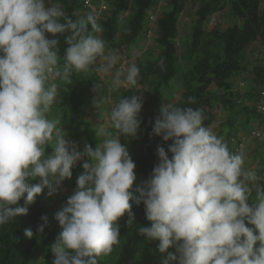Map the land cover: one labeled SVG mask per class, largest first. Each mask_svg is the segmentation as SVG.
Masks as SVG:
<instances>
[{
	"label": "clouds",
	"instance_id": "clouds-1",
	"mask_svg": "<svg viewBox=\"0 0 264 264\" xmlns=\"http://www.w3.org/2000/svg\"><path fill=\"white\" fill-rule=\"evenodd\" d=\"M101 31L93 15L74 21L52 0H0V226L27 215V205L45 190L58 194L83 161L77 190L55 214L61 231L51 246L52 264H99L120 242L118 221L125 214L130 226L135 220L136 165L119 137L137 138L143 94L113 105L107 122L96 127L95 149L85 144L79 150L61 121L49 118L61 85L74 73L115 68L118 57L105 53L96 35ZM60 38L68 45L63 58ZM138 76L135 64L117 70L113 89L135 86ZM102 88L98 83L94 91ZM152 135L172 143L167 151L157 147L159 163L135 203L144 205L150 222L139 232L159 241L162 264H264V187L245 168L244 146L232 152L204 126L202 109L192 107L164 104ZM41 219L42 234L48 219ZM24 234L33 238L31 229Z\"/></svg>",
	"mask_w": 264,
	"mask_h": 264
},
{
	"label": "trees",
	"instance_id": "trees-1",
	"mask_svg": "<svg viewBox=\"0 0 264 264\" xmlns=\"http://www.w3.org/2000/svg\"><path fill=\"white\" fill-rule=\"evenodd\" d=\"M99 2L93 0L94 4ZM105 2L109 11L97 22L102 31L96 35L105 42L106 54L119 55L127 60L128 64L117 65V70L126 72L132 64L139 68L137 84L130 86L125 98L143 94L144 102L137 138L119 137L136 165L137 179L131 190L134 200L130 201L135 220L130 226L129 217L125 214L118 221L120 242L111 254L98 258L99 264H162L166 257L158 251L159 241H150L139 232L141 227H150V222L146 219L144 205L135 203L140 190L147 189L153 169L159 163L157 147L163 146L167 151L172 143H165L161 137L152 135L155 119L164 104L199 108L204 114V126L223 137L232 152L239 153L248 139L260 144L264 135V117L258 109L260 92L264 87V0ZM52 4L60 7L74 21L90 15L83 7V0H52ZM189 9L194 11L192 15ZM226 10H230L240 24L234 23L227 28L212 25L213 17ZM186 11L188 16H192L193 26L186 48L180 50L179 38L187 26H181V20ZM151 13L157 16L156 35L149 38ZM47 36L53 38L51 34ZM60 40L59 55L63 58L68 45L63 38ZM255 61L256 66L253 64ZM121 62L123 60L119 64ZM174 80L182 89L181 93L173 90L165 97L164 92L170 90ZM98 83L103 84L100 94L94 91ZM111 86L112 75L95 71V66L87 72L74 73L70 84L61 85L49 118L59 119L64 133H77L75 145L79 150L81 147V151L85 144L95 149L99 143L93 119L103 118L102 111L107 113V107L114 98ZM98 95L99 107L96 108L94 101ZM220 113L222 121L217 123ZM255 132H260L261 138L255 137ZM263 148L264 143H261L255 151L258 165L252 170L258 177L256 184L261 187H264ZM52 152L51 147L46 149L47 155ZM82 164L83 161L78 162L73 168L72 179L63 182L64 186L71 188L72 195L77 190V177L84 172ZM38 182L33 180L30 183ZM61 189L62 192L65 190L64 187ZM252 199H255V189ZM51 201L50 196L42 194L32 205H27V215L0 226V264H52L51 246L57 240L59 228ZM20 204L26 206L23 200ZM45 216L48 224L41 234L38 226ZM25 229L32 230L33 238L25 236ZM38 254L42 260L36 262Z\"/></svg>",
	"mask_w": 264,
	"mask_h": 264
},
{
	"label": "rangeland",
	"instance_id": "rangeland-1",
	"mask_svg": "<svg viewBox=\"0 0 264 264\" xmlns=\"http://www.w3.org/2000/svg\"><path fill=\"white\" fill-rule=\"evenodd\" d=\"M48 6H50V5H48ZM165 8V7H164ZM229 11V16L230 17H232L233 18V20H234V23L236 24H240V22H239V20L238 19H236V18H234L233 16H232V14H231V12H230V10H228ZM181 21H184L183 20V18H182V20ZM182 23V22H181ZM216 23H215V21H212V25H215ZM182 25V24H181ZM193 26V23L190 21V22H188V25L186 26V29L185 30H183L184 32L180 35V38H179V41H180V50H183V49H185L186 48V46H187V44H186V42L189 40V38H190V34H191V27ZM184 27V26H183ZM181 29H183V28H181ZM257 45V44H256ZM254 46V48H256L257 46ZM111 55H113V54H111ZM256 55H258V54H256ZM117 57H118V62H117V64H116V66L117 65H123V66H126L127 64H128V62H127V60L126 59H123V57L121 56V57H119V55H116ZM251 57V59H253V57L252 56H250ZM257 57V56H256ZM119 58H122V59H119ZM121 60H123V62H121L120 64H119V62L121 61ZM254 60H252V62H253ZM254 64V66H256V61L253 63ZM116 66H115V68H113V70H112V73L111 74H109V75H114L115 74V72L117 71V69H116ZM252 79V78H251ZM175 81H177V80H174L172 83H171V85H170V90L169 91H166V92H164L165 93V97L168 95V94H170V92H173V90H175V91H180V92H178L179 94L181 93V90H180V86L178 85V84H175ZM242 87H244V84H242ZM130 89V86H127V85H125V86H122V87H120L118 90H114L113 89V85L111 86V93H112V95L114 96V98H112V100H111V103H109V105H108V107H107V113L105 112V111H102L101 113H104L103 114V118H104V121H102L103 120V118H94L93 119V122L95 123V127H97V125L98 124H104V123H106L107 122V117H108V115L110 114V112H111V108L113 107V105L115 104V103H117L121 98H125V93H126V91L127 90H129ZM125 99H127V97L125 98ZM110 102V101H109ZM98 110H101L100 108L98 109ZM101 115V114H100ZM221 117H223L222 116V114L220 113V116H219V120L217 121V123H220L221 121H222V119H220ZM93 118V117H92ZM60 126H62V125H60ZM62 131H63V129H62ZM64 132V131H63ZM66 134V133H65ZM68 134V133H67ZM67 134H66V139H68V138H70V139H68V140H70L73 144H75V142H76V140H78V138L76 137V135L75 134H77V133H75V132H71V133H69L68 135L69 136H67ZM263 144L264 143V135H263V138H262V140H261V142H260V144ZM260 144H259V141H256V140H253V139H248L247 140V142H246V146L244 147L245 148V168L247 169V170H255L256 169V167H257V165H258V160L256 159V157H255V155H256V153H255V151L258 149V147L260 146ZM80 150H81V147H80ZM262 153H264V148L262 149ZM62 186L65 188V190L62 192V189L59 191V193L58 194H54V195H52V196H50L51 197V199H52V201L50 202V206L52 207V209L57 213L65 204H66V202H67V199H68V197H70L72 194H70V193H73L72 192V190H71V188H68L67 186H64V184H62ZM61 186V188H63ZM62 192V193H61ZM44 195H48L47 194V190L46 191H44V193H43ZM49 196V195H48ZM57 222V221H56ZM57 227L59 228V230H58V234L60 233V231H61V228H60V226H59V224H58V222H57ZM53 256H54V254H53ZM54 259H55V257H53ZM42 260V256L40 255V254H38V256H36V258H35V261L37 262H39V261H41Z\"/></svg>",
	"mask_w": 264,
	"mask_h": 264
},
{
	"label": "built area",
	"instance_id": "built-area-1",
	"mask_svg": "<svg viewBox=\"0 0 264 264\" xmlns=\"http://www.w3.org/2000/svg\"><path fill=\"white\" fill-rule=\"evenodd\" d=\"M83 7L89 12L90 15H93L98 22L103 14H106L109 11V6L106 4L105 0H100L99 4H94L93 0H83ZM156 14H150V27L148 29V37H154L156 35ZM258 109L264 117V87L260 92V101ZM255 137L261 138L260 132L254 133Z\"/></svg>",
	"mask_w": 264,
	"mask_h": 264
},
{
	"label": "crops",
	"instance_id": "crops-1",
	"mask_svg": "<svg viewBox=\"0 0 264 264\" xmlns=\"http://www.w3.org/2000/svg\"><path fill=\"white\" fill-rule=\"evenodd\" d=\"M187 13L186 14H184V16H183V20L184 21H181L182 23V25L181 26H183V25H188V22H190L191 21V17L192 16H188V11H186ZM189 12H190V14L192 15V13L194 12V11H191L190 9H189ZM212 21H215V25L217 26V27H220V28H227V27H232L233 25H234V20H233V18L232 17H230L229 16V11L228 10H226V11H223L222 13H219V14H217V15H215L214 17H213V19H212Z\"/></svg>",
	"mask_w": 264,
	"mask_h": 264
}]
</instances>
